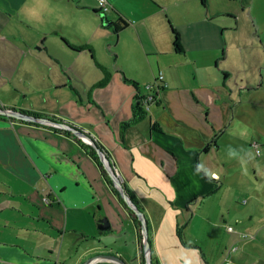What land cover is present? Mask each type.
Returning <instances> with one entry per match:
<instances>
[{"label":"crops","instance_id":"obj_1","mask_svg":"<svg viewBox=\"0 0 264 264\" xmlns=\"http://www.w3.org/2000/svg\"><path fill=\"white\" fill-rule=\"evenodd\" d=\"M107 2L103 13L98 0H0V105L91 135L140 202L157 263L203 264L163 222L204 193V152L221 147L215 134L264 101V0ZM119 17L127 25L115 33ZM64 22L88 36L77 41ZM89 52L102 72L80 59ZM147 83L157 95L149 125L131 122ZM65 130L0 114V264H83L97 254L143 264L114 183L88 142Z\"/></svg>","mask_w":264,"mask_h":264},{"label":"rangeland","instance_id":"obj_2","mask_svg":"<svg viewBox=\"0 0 264 264\" xmlns=\"http://www.w3.org/2000/svg\"><path fill=\"white\" fill-rule=\"evenodd\" d=\"M63 24L77 41L88 36V32H78L72 23ZM99 54L101 59L105 55L103 52ZM109 58L114 60V56L110 55ZM80 59L91 67H97L94 71H103L91 53L89 56L83 53ZM87 70L88 74L92 72V69ZM143 91L148 92L146 89ZM257 102L256 99L251 101V114L235 116L231 132L215 134V139L221 140L219 149L213 147L204 152L208 155L207 166L210 168L205 170L203 176L204 193L187 203V209L186 206L183 211L172 214V223L163 222V227L172 229L178 239L192 244L185 245L187 248L181 252L196 253L203 264H225L227 259L234 264H264V101ZM149 110L140 119L144 125H149ZM230 124L228 120L227 127ZM230 135L239 137V142H230ZM253 136L259 143V153L250 143L242 141ZM212 168L219 171L220 177L212 174ZM229 226L232 230H229ZM142 227L141 222V233ZM231 248L232 253L227 257V251ZM145 250L142 238L143 264H146ZM153 259L157 262L154 253Z\"/></svg>","mask_w":264,"mask_h":264},{"label":"water","instance_id":"obj_3","mask_svg":"<svg viewBox=\"0 0 264 264\" xmlns=\"http://www.w3.org/2000/svg\"><path fill=\"white\" fill-rule=\"evenodd\" d=\"M0 114H5L7 116H12V117H16V118H29V119H32V120H38V121H40L42 123L51 124V125H54V126H57V127H61L63 129L70 130L76 136H78L81 139H84L86 142L91 144L93 146V148L96 150L101 162L103 163V165L106 167V169L110 173L111 178L113 180V183H114L115 187L118 189L121 197L126 201L128 206L134 211L136 216L142 222V226H143L142 227L143 242L145 244V249H146L145 250L146 264H151V262H152L151 261L152 260V256H151V242L149 240V235H148L149 233H148V225H147L146 216L143 213V211L140 210L137 207V205L130 199V197L128 196V194L125 191V188L123 187V184L119 180V177L117 176V171L114 169V166L111 164V161H110L109 157L105 154L104 150H102L100 148V146L98 145L96 140L93 139V137H91V135H89L88 133H86L82 129L75 127L74 125H71L70 123H68L66 121H58V120L51 119L49 117H41V116H37V115H34V114H29V113H26V112H23V111H20V110H16V109L5 108V107H3L1 105H0ZM99 222H100L102 227H105V225L108 226V223H107L106 219H100ZM98 257H108L110 259H113L114 261H116L119 264H125V262L122 260V258L118 257L117 255H113V254H97L93 258H98ZM93 258L86 260L83 264H91L89 262Z\"/></svg>","mask_w":264,"mask_h":264},{"label":"trees","instance_id":"obj_4","mask_svg":"<svg viewBox=\"0 0 264 264\" xmlns=\"http://www.w3.org/2000/svg\"><path fill=\"white\" fill-rule=\"evenodd\" d=\"M99 11V10H97ZM107 21V20H106ZM127 25V21H125L122 17H119V20L117 22H113L112 23V26H113V30L115 31V33H118L122 28H124L125 26ZM177 38V37H176ZM66 43L67 41L64 40ZM177 44V43H175ZM68 46H70V44L67 43ZM138 86V85H136ZM142 98L143 96H137L135 97V104L133 106V116L131 118V122H136L140 119H142L146 113H147V110L144 108L143 106V103H142ZM23 112H26V111H23ZM34 115L36 113H33ZM37 116H40L39 114H37ZM124 125H127V122L124 123ZM65 132H70V130H65ZM81 139V138H79ZM82 140V139H81ZM211 145L208 144L204 147L205 150H207L209 148V146ZM85 146L90 150L91 154L93 155V157L95 158V160L99 163V166L101 167V170H102V173H103V176L113 185V181L112 179L110 178V176L108 175V172L106 171L105 167L103 166V163L101 162L96 150L93 148V146L89 143H85ZM100 148L102 150H104L102 148V146L99 144ZM105 152V151H104ZM106 155L108 156L107 152H105ZM109 157V156H108ZM125 188V191L126 193L128 194V196L130 197V199L137 205V207L143 211V208L140 204V202L132 195V193H130L129 189L124 187ZM114 191L116 192V194L119 196V198L124 202V204L127 206V208L129 209L137 227H138V230H139V240H140V243H142V238H143V235L141 233V221L140 219L135 215L134 211L127 205V203L123 200V198L121 197L118 189L114 186ZM144 213V212H143ZM148 225V224H147ZM148 233H149V227H148ZM149 235V234H148ZM149 240H150V235H149ZM151 242V240H150ZM142 254V252H141ZM143 256V255H142ZM151 256H152V264H158L157 262H154V259H153V252H152V246H151ZM100 264H103V263H100Z\"/></svg>","mask_w":264,"mask_h":264},{"label":"built area","instance_id":"obj_5","mask_svg":"<svg viewBox=\"0 0 264 264\" xmlns=\"http://www.w3.org/2000/svg\"><path fill=\"white\" fill-rule=\"evenodd\" d=\"M98 3H99V10L102 11L103 13H106L107 11L110 10V6L107 2V0H98ZM163 80V75L160 73L157 75L156 77V81H162ZM146 89L148 90V92L143 96L142 98V103H143V106L146 110L149 109L150 107V104L154 101H156V84L155 83H147L146 84ZM253 145L254 147L256 148V151L259 153V144L257 143V141H253ZM47 193V191L45 192ZM45 200H47V197H45ZM229 230H232V227L229 226ZM241 236H244L243 234ZM232 248L229 249L227 251V254L226 256H230L231 253H232ZM225 264H234V263H231L228 259L226 260Z\"/></svg>","mask_w":264,"mask_h":264}]
</instances>
